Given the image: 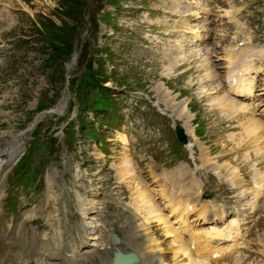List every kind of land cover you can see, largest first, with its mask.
<instances>
[{
    "label": "rangeland",
    "instance_id": "obj_1",
    "mask_svg": "<svg viewBox=\"0 0 264 264\" xmlns=\"http://www.w3.org/2000/svg\"><path fill=\"white\" fill-rule=\"evenodd\" d=\"M102 1L103 0H21V5L27 13L25 16H19V20H17L18 16L9 20L7 25L10 28L9 33L12 35H24L26 39H19L25 42L26 47L42 45L44 48V43L46 42L53 45L54 51L57 52L62 51V47L59 46V43L63 40L62 46L64 45L68 37V31L71 29L74 31L75 48L78 49L81 43L84 45L87 43V45L89 44L91 47L98 50H106L107 52V49L111 48L112 51H114L119 44L120 30H113V28L109 26V24H111L109 21H107V24L102 23L100 27L96 28L97 23L103 21L97 13L93 12L103 7ZM110 2L116 3L117 0H110ZM250 2L251 0H247V3ZM105 11L109 12L107 19L110 21H112L114 15L117 14L115 18V22H117L116 26H119L121 23L120 20H123L126 15L124 14L123 6H121V11H115V14L112 13L113 11L111 9H106ZM91 19L92 22L90 21ZM131 21H133L132 18ZM15 22L18 23L13 26ZM53 25L58 26V28L49 27ZM32 27H34V30ZM59 30L64 32V34H61ZM101 32H104L101 38H95L92 41V35L94 34L98 37V33L100 34ZM13 50H15V48H13ZM48 51L49 50H46V52ZM126 54L127 58H129L132 53L126 52ZM79 56L81 58L80 54ZM92 56L93 54L90 57ZM134 60L135 57L133 56L130 61L134 62ZM76 67L77 73H79V65ZM1 68H3L2 72L4 75H7L10 70L8 63L2 65ZM14 69L20 70L18 63H14ZM5 82H8V80H5ZM28 86V82H25L24 87ZM142 87L147 88V85ZM169 110L171 112L170 108ZM137 145L141 147L144 146V143L137 142ZM144 147L147 148V146ZM88 169L90 168H83L81 171L85 172ZM67 178V173L65 177L58 175L54 184L59 189H62L63 186L61 183L63 180H67ZM151 240L153 241V239Z\"/></svg>",
    "mask_w": 264,
    "mask_h": 264
},
{
    "label": "bare ground",
    "instance_id": "obj_2",
    "mask_svg": "<svg viewBox=\"0 0 264 264\" xmlns=\"http://www.w3.org/2000/svg\"><path fill=\"white\" fill-rule=\"evenodd\" d=\"M171 11L170 12H173L175 11V7L172 5V9L169 8ZM186 27L188 28H193L195 30V26L193 25H185ZM196 33V31H195ZM197 36L194 35V33H192L190 36H188V39L186 41H192L194 38H196ZM169 48V45L166 43L165 46H164V49H168ZM251 51V49H249V52ZM237 54L239 55H244V56H247V53L246 51L245 52H240V51H236ZM257 53H261L264 54V48L263 49H260ZM183 54H166V57H167V64L166 66H173L177 60L179 58L182 57ZM251 68V64H248L246 65L242 70H248ZM171 68H169L167 71H170ZM243 80V78L241 76L237 77V79L234 78V81H235V84L231 87V89H238L239 93H248L249 90H246V86H244V84L241 86L240 85V81ZM158 92H164L165 91L163 89H158ZM165 99L169 102V99L167 96H165ZM170 109H171V112L176 115L177 117L179 118H186L187 115L186 113L184 112V106L183 105H180V104H170ZM244 107L239 105V106H236V107H232V110H231V113H235V112H239L241 110H243ZM247 121L250 122L252 124L251 128H256V129H259L261 128V123L253 118V117H247ZM122 140H124L122 138ZM216 166H219V165H212V169L214 170V168ZM178 169V168H177ZM182 173V172H181ZM184 177H181V178H178L177 180H175L171 186H173L175 188L176 185H182V181H183ZM170 184H171V181H170ZM190 201L186 198V202L184 203L183 207H178L177 204L176 205H173V204H170L168 201H167V205L172 208L171 210L174 211L176 209H181V210H184L185 207H186V204H189ZM153 207V211H150L149 213V217L150 216H154L159 222H164V218H163V215L160 213L159 211V208L157 207L156 204H153L152 205ZM19 226H17V223H14L12 226H11V229L9 232H5V231H0V264H14L13 261L14 260H19L18 262H16L15 264H28V261L30 260L31 264H59V262L57 261H54V262H50L48 259H46L44 256H37V257H26L24 259V257L27 255V252L30 251L33 247H34V244H33V239H22L20 238V242L23 243L24 246H21L20 249H19V256L17 257H9V254L7 253V251L4 250V248L7 246L6 243H3V239L7 238V239H10V240H16L18 241L17 239L14 238V236L17 235L16 231L18 229ZM6 233V234H5ZM39 239L41 241H43L46 245L50 246V247H53L51 245V238L50 236H41L39 237ZM152 238H149V242L150 245L148 246L149 249H151V247H154L155 243L151 240ZM121 240V238H120ZM99 246H101L102 248H106V249H112V244L110 243L109 239H103V238H100L99 242H98ZM117 246L123 250H133L137 256H138V260L139 262H145V264H153L152 263V259H154V257L150 254V250H147L146 252H143V249L141 248V245L138 243L137 240L133 239V236L130 237V241L129 242H122L120 241ZM16 248V247H14ZM12 250V248H11ZM32 254L33 255H38V253L35 251V250H31Z\"/></svg>",
    "mask_w": 264,
    "mask_h": 264
}]
</instances>
